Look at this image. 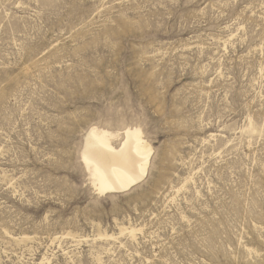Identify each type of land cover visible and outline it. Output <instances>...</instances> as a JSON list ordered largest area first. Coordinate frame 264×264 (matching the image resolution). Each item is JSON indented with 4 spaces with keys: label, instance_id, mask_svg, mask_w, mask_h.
<instances>
[{
    "label": "rangeland",
    "instance_id": "374dc122",
    "mask_svg": "<svg viewBox=\"0 0 264 264\" xmlns=\"http://www.w3.org/2000/svg\"><path fill=\"white\" fill-rule=\"evenodd\" d=\"M92 126L139 184L93 189ZM0 264H264V0H0Z\"/></svg>",
    "mask_w": 264,
    "mask_h": 264
},
{
    "label": "bare ground",
    "instance_id": "6f19581e",
    "mask_svg": "<svg viewBox=\"0 0 264 264\" xmlns=\"http://www.w3.org/2000/svg\"><path fill=\"white\" fill-rule=\"evenodd\" d=\"M251 131L256 127L251 125ZM121 137L119 144L116 141ZM153 148L144 138L140 127H126L112 132L92 126L86 133L82 162L90 175V182L99 194L127 191L139 184L148 171ZM120 234L135 236L136 229L119 225ZM101 236L113 239L114 234ZM25 239L24 237L22 238ZM19 238V240H22Z\"/></svg>",
    "mask_w": 264,
    "mask_h": 264
}]
</instances>
